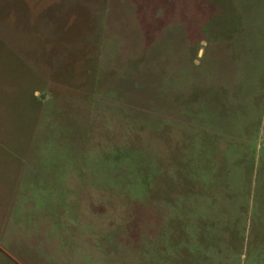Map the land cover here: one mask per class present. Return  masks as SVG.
Masks as SVG:
<instances>
[{
	"label": "rangeland",
	"instance_id": "rangeland-1",
	"mask_svg": "<svg viewBox=\"0 0 264 264\" xmlns=\"http://www.w3.org/2000/svg\"><path fill=\"white\" fill-rule=\"evenodd\" d=\"M0 264H264V0H0Z\"/></svg>",
	"mask_w": 264,
	"mask_h": 264
}]
</instances>
